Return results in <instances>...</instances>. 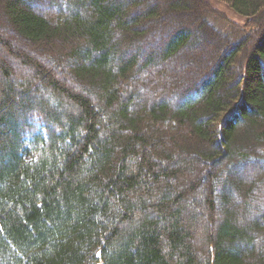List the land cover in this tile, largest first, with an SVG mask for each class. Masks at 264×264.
Returning a JSON list of instances; mask_svg holds the SVG:
<instances>
[{
  "label": "trees",
  "instance_id": "16d2710c",
  "mask_svg": "<svg viewBox=\"0 0 264 264\" xmlns=\"http://www.w3.org/2000/svg\"><path fill=\"white\" fill-rule=\"evenodd\" d=\"M216 1L261 36L204 0H1L0 264H264V0Z\"/></svg>",
  "mask_w": 264,
  "mask_h": 264
},
{
  "label": "rangeland",
  "instance_id": "374dc122",
  "mask_svg": "<svg viewBox=\"0 0 264 264\" xmlns=\"http://www.w3.org/2000/svg\"><path fill=\"white\" fill-rule=\"evenodd\" d=\"M206 4L211 5L212 9L214 10V14L210 18V20L220 29L224 30L225 32H228L232 34L233 36L237 37L241 33H252L253 35L258 34V32H262L258 26L254 24V19H244L240 16H237L233 13V11L223 2H218L216 0H204ZM0 7H1V0H0ZM7 25L3 23L0 20V27H2L3 33L8 36L9 30L6 27ZM8 30V31H7ZM13 35H11L12 37ZM256 36H261L260 34ZM9 37V36H8ZM14 38V37H12ZM16 43H20L19 40L16 39ZM204 47L199 46L198 48L193 47V49L190 48L189 52H186L184 54V57L182 58L183 63L179 62L178 64L171 63L169 64L168 70L172 73V71H175V73L180 76L181 78L196 75L192 72V69H196L198 64H200V61H202L203 54H204ZM205 57V55H204ZM203 65V64H202ZM200 66V65H199ZM203 66H200V68ZM162 67L159 68L158 71H160ZM200 70V69H199ZM188 74V75H187ZM177 76V77H178ZM189 78V77H187ZM167 79V77H166ZM259 170L258 168H254L250 171H244V173H247L246 175H256ZM256 173V174H255Z\"/></svg>",
  "mask_w": 264,
  "mask_h": 264
}]
</instances>
